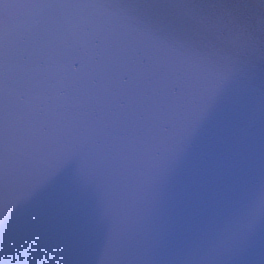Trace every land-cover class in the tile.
Returning a JSON list of instances; mask_svg holds the SVG:
<instances>
[{
	"label": "snow or ice",
	"instance_id": "1",
	"mask_svg": "<svg viewBox=\"0 0 264 264\" xmlns=\"http://www.w3.org/2000/svg\"><path fill=\"white\" fill-rule=\"evenodd\" d=\"M67 214L72 255L99 240L101 264L249 249L264 229V0H0V225Z\"/></svg>",
	"mask_w": 264,
	"mask_h": 264
},
{
	"label": "water",
	"instance_id": "2",
	"mask_svg": "<svg viewBox=\"0 0 264 264\" xmlns=\"http://www.w3.org/2000/svg\"><path fill=\"white\" fill-rule=\"evenodd\" d=\"M164 212L165 218L177 228L183 224L182 210L175 202L166 201ZM74 227L75 218L71 214L53 217L47 224L37 225L27 233L0 225V264H101L99 240L91 254L72 255ZM233 264H264V229Z\"/></svg>",
	"mask_w": 264,
	"mask_h": 264
}]
</instances>
